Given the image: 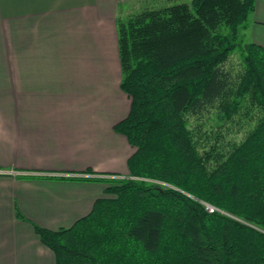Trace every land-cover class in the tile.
Segmentation results:
<instances>
[{"label":"trees","instance_id":"obj_1","mask_svg":"<svg viewBox=\"0 0 264 264\" xmlns=\"http://www.w3.org/2000/svg\"><path fill=\"white\" fill-rule=\"evenodd\" d=\"M166 1L117 18L129 177L70 227L34 224L57 264H264V46L240 39L255 0Z\"/></svg>","mask_w":264,"mask_h":264},{"label":"crops","instance_id":"obj_2","mask_svg":"<svg viewBox=\"0 0 264 264\" xmlns=\"http://www.w3.org/2000/svg\"><path fill=\"white\" fill-rule=\"evenodd\" d=\"M131 1L0 0V264H57L34 224L70 227L103 180L129 177L135 148L114 126L131 106L117 33ZM241 34L264 46V0Z\"/></svg>","mask_w":264,"mask_h":264},{"label":"rangeland","instance_id":"obj_3","mask_svg":"<svg viewBox=\"0 0 264 264\" xmlns=\"http://www.w3.org/2000/svg\"><path fill=\"white\" fill-rule=\"evenodd\" d=\"M181 1H187L189 2L190 0H181ZM172 2L171 1H166V0H159L156 2V0L152 1H147V0H133L131 2H128L127 6L126 7H122L120 9L121 11V17H127L129 14H133V13H137V12H140L142 11L146 6H149V7H154V6H163V5H166V4H171ZM118 33V32H117ZM248 39L249 35L246 36ZM240 39H243V35L241 34L240 36ZM239 39V40H240ZM244 40V39H243ZM243 56L241 54V50L240 48L237 49L230 57L229 61L227 62V65L226 67L231 69L233 72H238L240 71L242 68H243ZM121 73H122V70H121ZM106 110H111V108L113 110H122V107L124 106L123 105V101L122 100H117V99H108V100H105L104 101V105H103ZM241 133H236L237 136L239 138H241ZM236 134H231L229 136V138H231L232 136L236 135Z\"/></svg>","mask_w":264,"mask_h":264},{"label":"built area","instance_id":"obj_4","mask_svg":"<svg viewBox=\"0 0 264 264\" xmlns=\"http://www.w3.org/2000/svg\"><path fill=\"white\" fill-rule=\"evenodd\" d=\"M208 208H209V210H210V211H212V210H213V207H211V206H209Z\"/></svg>","mask_w":264,"mask_h":264}]
</instances>
